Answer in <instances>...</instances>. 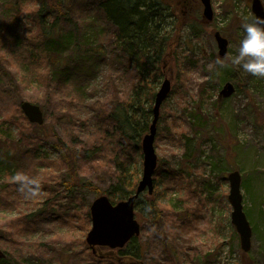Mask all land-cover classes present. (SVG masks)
I'll use <instances>...</instances> for the list:
<instances>
[{
	"label": "rangeland",
	"instance_id": "obj_1",
	"mask_svg": "<svg viewBox=\"0 0 264 264\" xmlns=\"http://www.w3.org/2000/svg\"><path fill=\"white\" fill-rule=\"evenodd\" d=\"M75 1L0 0V29L35 43L41 34L40 23L46 30L58 16L63 17L59 19L61 22L66 16L78 23ZM177 1L179 4L180 0H165L170 5ZM211 1L214 19L207 23L199 0H184V12L166 25L170 43L162 55L161 82L169 79L173 87L158 123L155 141L158 168L164 165L182 171L189 188L167 189V183L161 181L157 187L159 193L156 184L154 194L150 196L146 192L143 208L135 209V219L144 231L124 249L97 247L93 252L86 241L92 228L90 207L97 191L110 198L113 167L109 157L114 145L102 135L97 145L102 147L103 155L95 158L88 153L89 144L79 138L64 154V158H69L68 171L61 153L54 147L61 129L70 120H77L72 116L67 117L70 119L67 122L56 119L62 111L64 96L49 83L45 64L39 66L45 55L36 46L37 55L31 57L36 64L23 66L19 63L22 53L14 46V38L0 39V82L4 86L0 96L6 99L0 102V136L6 134L18 140L22 130L36 129L46 133L47 138L37 150L38 169L28 163L31 173L25 172L41 181L37 197L26 198L18 190L14 176L1 178L2 185L4 180L17 185V195H12L14 205L0 210V264H264V77L253 76L228 59L237 52L244 36V18L255 17L253 0ZM261 1L264 5V0ZM40 8L44 9L42 17L38 15ZM71 8L75 17L69 16ZM60 32L56 30L48 36L55 38ZM216 32L229 41L224 58L219 56ZM98 44L102 45L100 40ZM59 57L53 53V60L58 61ZM217 58L223 59V65L216 64ZM111 59L112 56L109 60L106 57L90 84L86 107L77 113L78 120L91 119L94 124L100 120L98 115L124 111L120 99L130 93L133 70L125 71L113 94L108 89L113 81L107 77L111 74ZM64 62L61 60L60 65ZM227 82L237 91L220 99V91ZM23 102L42 109L43 128L34 125L33 130L28 126L31 123L21 110ZM103 126L104 134L107 123ZM92 129L96 127L93 125ZM130 169L141 180L140 153L135 154ZM233 171H239L242 176L244 211L253 231L249 253L242 250L240 235L231 219L228 176ZM154 202L174 208L181 221L185 218L187 222L194 221L186 227L190 230L186 241L180 242L182 251V245L170 236H163L167 251L153 238L149 211ZM33 214L44 216L42 223L25 234L20 233L17 220ZM136 252H140V258L135 257Z\"/></svg>",
	"mask_w": 264,
	"mask_h": 264
},
{
	"label": "trees",
	"instance_id": "obj_2",
	"mask_svg": "<svg viewBox=\"0 0 264 264\" xmlns=\"http://www.w3.org/2000/svg\"><path fill=\"white\" fill-rule=\"evenodd\" d=\"M180 1L179 4L177 1L175 5H170L165 0H77L74 9L77 6L78 23L75 24L66 16L62 22L59 19L63 17L54 18L48 30L44 29V25L40 23L41 34L35 43L34 40L19 37L15 32L9 34L0 29V39L14 38V46L22 53L19 63L24 64L23 66L36 64L31 57L37 55L34 47L38 46L37 50L40 49L39 51L45 55L41 58L39 66L45 64L44 67L49 71L47 72L49 83L64 96L62 111L56 119L58 122L63 119L67 122L70 120L67 117L72 116L77 120H70L69 124L61 129V137H58L54 147L61 153V160L67 164V170L71 168L69 158H64V154L69 152L68 146L79 138H83L89 144L88 153L95 158L103 155L102 147L97 145L102 135L110 141V145L111 143L114 145L109 157L113 167L110 175L112 184L109 187L111 189L109 196L113 204L133 196L140 181L139 176L130 169V166L134 163L137 152L143 158L142 139L149 132L153 121L155 97L164 76L162 55L170 43L169 33L165 31L166 25L169 20L184 12V0ZM74 9L71 8L69 16H76L73 13ZM43 11V8L39 9L40 17ZM56 30L61 32L55 38L48 36ZM70 30L74 31L69 32ZM98 39L102 45L98 44ZM109 48H111V55L107 54ZM53 53L59 54L58 61L53 60ZM111 56L109 63L111 74L107 77L113 81L108 84V89H111L113 94L117 91L119 80L124 78L125 71L133 70L132 85L128 90L130 93L124 94L120 99L119 105L123 106L124 111L98 115L100 120L94 124L91 119L78 120L77 113L86 107V95L89 94L90 84L98 74L101 65L106 62V57L109 60ZM61 60H65L63 65H60ZM114 65L120 66L121 69L113 68ZM3 93L4 86L0 82V95ZM3 99L6 101L3 96H0V102ZM220 99L224 98L220 97ZM104 123H107V127L106 133L103 134L101 131L104 129ZM58 125L60 126V123ZM93 125L96 127L94 131ZM28 126L34 130L35 127L40 129L44 125L34 127L29 124ZM37 131L36 129L34 132L22 130L19 132L18 140L11 139L6 134L0 136V210L14 205L12 195H17V185L7 180H4L5 185H2L1 178L3 176L12 178L14 175L11 173L15 170L25 169L24 172L31 173L28 163H31V167L34 166L37 169L39 167L37 150L47 138L46 133ZM25 160L26 165H24ZM161 181L167 183V189L189 188L186 186L182 171L164 165L157 169L154 176L158 193L157 187ZM101 195L104 194L97 191V197ZM142 198L143 195L136 203L138 211L143 208ZM174 211V208L169 205L165 207L156 202L149 211V218L154 226L153 238L160 241L165 251H167V245L163 236H170L175 243L185 242L187 232L190 230H186V227L194 223L193 220L187 222V218L183 221L179 220V215H175ZM42 217L44 216L33 214L17 220L18 231L25 234L30 228L35 229L42 223ZM136 241L137 238L131 243ZM182 249L183 245L180 250ZM134 255L136 258L141 256L140 252Z\"/></svg>",
	"mask_w": 264,
	"mask_h": 264
},
{
	"label": "water",
	"instance_id": "obj_3",
	"mask_svg": "<svg viewBox=\"0 0 264 264\" xmlns=\"http://www.w3.org/2000/svg\"><path fill=\"white\" fill-rule=\"evenodd\" d=\"M203 6V18L207 23L214 19L211 0H199ZM252 11L256 16L264 17V5L261 0H253ZM219 48V56L224 58L228 54L229 41L219 32L214 34ZM172 91V82L165 79L160 86L153 107V122L149 133L142 139L143 174L138 183L136 193L124 201L113 204L106 195L97 197L91 207L92 228L87 236V243L95 252L97 247H107L111 250L124 249L133 239L142 232L141 224L135 219V208L138 199L146 192L151 196L155 191L154 176L158 168V155L155 141L162 107ZM236 92V87L227 82L220 91L221 98H228ZM21 110L29 122L34 125H43L45 122L42 109L30 102H23ZM230 194L228 202L233 211L232 223L240 235L241 247L245 253L252 248V227L244 211L242 194V176L239 171L229 174Z\"/></svg>",
	"mask_w": 264,
	"mask_h": 264
},
{
	"label": "clouds",
	"instance_id": "obj_4",
	"mask_svg": "<svg viewBox=\"0 0 264 264\" xmlns=\"http://www.w3.org/2000/svg\"><path fill=\"white\" fill-rule=\"evenodd\" d=\"M244 36L239 41L238 50L228 57L231 64L241 67L244 71L256 77H264V17H245L243 24ZM224 61L217 58L216 64L223 65ZM13 179L18 182V190L26 198H34L40 194L41 181L18 171Z\"/></svg>",
	"mask_w": 264,
	"mask_h": 264
}]
</instances>
